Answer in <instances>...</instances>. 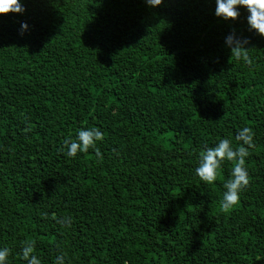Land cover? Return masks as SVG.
<instances>
[{"label":"trees","instance_id":"16d2710c","mask_svg":"<svg viewBox=\"0 0 264 264\" xmlns=\"http://www.w3.org/2000/svg\"><path fill=\"white\" fill-rule=\"evenodd\" d=\"M0 15V249L27 264H264V37L216 0H20ZM26 24V28L22 25ZM249 41L251 65L226 46ZM255 133L239 204L200 153ZM30 131H25L29 129ZM98 128L94 150L65 140ZM247 147V145H244ZM71 217V226L56 219Z\"/></svg>","mask_w":264,"mask_h":264},{"label":"clouds","instance_id":"9594fccd","mask_svg":"<svg viewBox=\"0 0 264 264\" xmlns=\"http://www.w3.org/2000/svg\"><path fill=\"white\" fill-rule=\"evenodd\" d=\"M150 7H157L163 0H145ZM243 7L249 13L247 22L250 30L255 31L259 36L264 37V0H216L215 15L225 20L235 21L240 13L237 10ZM24 11L20 0H0V15L9 13H22ZM27 25H22L26 28ZM226 46L230 48L231 55L236 60H243L251 65L252 61L248 56L249 41L246 38H240L235 33H230L226 37ZM25 131H30L25 129ZM254 131L251 127H243L236 135V140L242 142L238 147H234L231 140L220 139L215 147H207L200 153V161L195 169L196 175L206 184H213L220 173L224 162H231V178L224 184L226 191L223 194L221 210L225 213L231 211L239 204L240 193L250 184V177L246 168V157L250 155L249 149L254 147ZM104 139V134L98 128L82 129L78 132L76 140H65L64 146L67 148V155L75 158L78 153H87L89 149L94 150L97 158H101V153L97 143ZM244 145H247L245 147ZM56 219L62 226H71V217H62ZM35 241L27 240L22 249V259L27 264H41L40 260L34 255ZM10 250L8 248L0 249V264H8ZM54 264H64V254L56 257Z\"/></svg>","mask_w":264,"mask_h":264}]
</instances>
